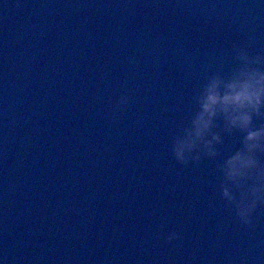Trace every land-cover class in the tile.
<instances>
[{"label": "water", "instance_id": "1", "mask_svg": "<svg viewBox=\"0 0 264 264\" xmlns=\"http://www.w3.org/2000/svg\"><path fill=\"white\" fill-rule=\"evenodd\" d=\"M233 45L264 52V0H0V264H264V208L170 150Z\"/></svg>", "mask_w": 264, "mask_h": 264}, {"label": "clouds", "instance_id": "2", "mask_svg": "<svg viewBox=\"0 0 264 264\" xmlns=\"http://www.w3.org/2000/svg\"><path fill=\"white\" fill-rule=\"evenodd\" d=\"M131 102L130 95L122 94L113 113L122 112ZM192 104L188 122L172 137L171 155L184 167L217 161L223 207L252 229L255 213L264 208V52L233 45L232 67L211 69ZM236 134L241 137L240 147L223 158L224 137ZM157 236L169 244L182 239L177 231Z\"/></svg>", "mask_w": 264, "mask_h": 264}]
</instances>
